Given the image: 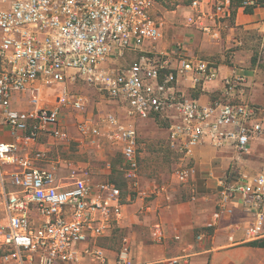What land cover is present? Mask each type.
<instances>
[{"label":"built area","instance_id":"obj_1","mask_svg":"<svg viewBox=\"0 0 264 264\" xmlns=\"http://www.w3.org/2000/svg\"><path fill=\"white\" fill-rule=\"evenodd\" d=\"M158 4L159 0H0V126L14 138L0 142V264H110L98 241L123 217L121 189L109 181L91 183L73 162L67 163L71 185L65 187L56 166L37 165L47 159L35 149L40 137L67 144L71 137L65 112L71 109L84 116L89 108L88 96L72 94L70 85L81 83L104 101L125 105L129 118L167 121L168 147L179 159L174 175L181 184L196 175L195 150L207 141L243 157L264 136V105L235 100L244 78L227 76L224 99L213 104L182 93L181 80L207 84L219 79V71L190 57L182 40L172 44L170 54L158 50L165 39ZM236 5L245 12L263 6L261 0H191L184 25L217 42ZM147 44V53L132 65H116L126 53ZM50 89L58 95L47 105ZM77 131L82 144L100 148L103 141L121 150L125 179L145 202V210L155 198L167 196L163 185L142 189L140 139L134 124L114 114L101 123L84 116ZM212 177L218 181L220 198L206 230H215L225 215H231L241 195L245 210L254 216L246 239L259 240L264 233V174ZM154 236L156 243H163L160 224ZM209 236L202 232L197 241ZM116 264H135L127 243ZM147 264H190V256Z\"/></svg>","mask_w":264,"mask_h":264},{"label":"crops","instance_id":"obj_2","mask_svg":"<svg viewBox=\"0 0 264 264\" xmlns=\"http://www.w3.org/2000/svg\"><path fill=\"white\" fill-rule=\"evenodd\" d=\"M234 11L222 39L217 42L206 40L200 33L187 28L184 22L183 26L176 24L167 14L160 16L166 37L158 45V50L170 54L172 44L176 40H182L186 43L190 57L206 61L219 71V79L207 84L195 85L190 79L181 80L179 87L186 97L202 104L222 101L225 93L223 80L233 74L244 78L246 82L235 94L236 102L243 100L252 105H264V5L252 13L239 7H235ZM148 50L147 44L138 52L126 53L116 65L129 67ZM117 105L118 111H125L127 114L125 105ZM159 121L162 122L134 119L133 123H126L134 124L138 130L140 158L145 162L148 163L152 154H158L160 147L164 148L162 153L165 161L170 164L171 171L154 166L153 170L150 167L149 174L152 177L142 180V189L163 185L167 187V196L155 198L150 204L151 208L145 210V202L137 194H124L122 219L106 237L98 241L107 250L110 264H116L117 255L124 243L130 246L131 258L135 264L162 263L182 255L190 256V264H264V246H253L251 243L254 241L246 239L245 230L253 223L254 216L245 210L241 195L232 204L233 213L225 215L215 230H206L220 198L218 181L212 175L224 177L233 174L237 178L245 173L264 174V161L250 156L240 157L231 148L214 147L207 141L195 150L196 175L188 183L181 184L174 175L179 159L168 147V122L163 120L162 124ZM162 125L163 136H158L155 132ZM13 141L10 130L0 126V142ZM55 143L48 135L40 137L35 149L46 154L47 159L37 165L42 169L56 166L57 177L67 187L71 185L67 163L72 161L62 158L57 149L52 147ZM261 143L264 141L259 139L253 142V154L260 152L258 149ZM118 151L121 153V150ZM262 157L264 159V155ZM156 224L162 226L165 234L161 244L155 242ZM202 232L210 236L199 242L197 236ZM259 241L264 243V233Z\"/></svg>","mask_w":264,"mask_h":264},{"label":"rangeland","instance_id":"obj_3","mask_svg":"<svg viewBox=\"0 0 264 264\" xmlns=\"http://www.w3.org/2000/svg\"><path fill=\"white\" fill-rule=\"evenodd\" d=\"M190 2L191 0H159L157 15L162 17L164 14H167L169 18H172V20L177 22L176 24L183 26L182 23L184 22L185 8ZM69 88L72 94L82 93L88 96L90 105L84 116H91L100 123L108 114H114L123 123H126L127 121H134V119L132 120V118H128L125 111H118L117 104L104 101L100 94L95 90H92L81 83L70 85ZM57 95V91L51 89L46 90V104H53ZM120 107L122 108V105ZM84 116H81L73 110L68 109L65 112L64 124L65 129L70 133L71 141L65 145H59L55 143L52 144V147L55 150L57 149L62 158L70 159L79 170L83 171L87 175L91 183L99 184L101 182L109 181L118 186L125 195L132 194L131 188L122 171V154L117 148H114L103 141L101 142L100 148H94L86 141H84V144L80 143L81 140L78 135L77 128L79 121ZM159 122L164 124L163 120L162 122ZM161 128H163V125L162 127L160 126V128L157 127V131L155 132L156 135L163 136V130ZM259 140L264 141V136ZM258 150L261 153L259 152L256 153L257 155H255L253 154L254 150L251 148V152L247 156L264 161L262 157V155H264V143L259 145ZM157 151H159L158 154H152V156H149L148 158V163L151 164H148L147 161L145 162V160L140 158L142 180H147L148 178L152 177V175L149 174V169L153 166L155 168L161 167L162 170L169 169V171H171V166L165 161V155L162 153L165 151L164 148L160 147V149ZM166 156H168V154ZM161 158H163L162 161Z\"/></svg>","mask_w":264,"mask_h":264},{"label":"trees","instance_id":"obj_4","mask_svg":"<svg viewBox=\"0 0 264 264\" xmlns=\"http://www.w3.org/2000/svg\"><path fill=\"white\" fill-rule=\"evenodd\" d=\"M238 3H239V2H238ZM261 3L263 4L264 2L261 0ZM263 5H264V4H263ZM235 7L237 8V7H239V5H236ZM246 12H247V13H252V10H251V9H247ZM234 13H235V11H234ZM233 15H234V14H233ZM117 187H118V186H117ZM121 191H122V190H121ZM122 193H123V191H122ZM123 198H124V193H123ZM251 245H253V246H264V243H262L261 241L258 240V241H254V242H252Z\"/></svg>","mask_w":264,"mask_h":264}]
</instances>
